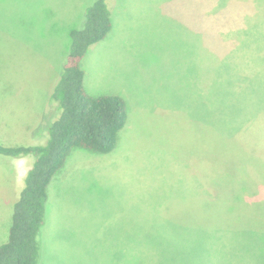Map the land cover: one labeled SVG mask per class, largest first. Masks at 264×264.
Segmentation results:
<instances>
[{
  "label": "rangeland",
  "instance_id": "1",
  "mask_svg": "<svg viewBox=\"0 0 264 264\" xmlns=\"http://www.w3.org/2000/svg\"><path fill=\"white\" fill-rule=\"evenodd\" d=\"M93 1L0 0V145L45 143ZM106 3L83 86L121 97L125 125L51 179L38 264H264V0ZM32 162L0 154V244Z\"/></svg>",
  "mask_w": 264,
  "mask_h": 264
},
{
  "label": "trees",
  "instance_id": "2",
  "mask_svg": "<svg viewBox=\"0 0 264 264\" xmlns=\"http://www.w3.org/2000/svg\"><path fill=\"white\" fill-rule=\"evenodd\" d=\"M107 0H94L84 10L81 28L69 32L67 57L50 99L57 104L58 117L46 128L43 145H0V154L9 158L31 156L23 186L13 204L7 240L0 245V264H38L37 239L47 203V187L65 164L74 148L96 155L113 151L118 132L126 121L124 100L115 95L89 96L83 86L80 62L87 49L111 30Z\"/></svg>",
  "mask_w": 264,
  "mask_h": 264
},
{
  "label": "crops",
  "instance_id": "3",
  "mask_svg": "<svg viewBox=\"0 0 264 264\" xmlns=\"http://www.w3.org/2000/svg\"><path fill=\"white\" fill-rule=\"evenodd\" d=\"M22 158H24V157H22ZM13 159H14V158H13ZM16 159H20V158H16ZM32 163H33V162H32ZM31 165H32V164H31ZM30 167H31V166H30ZM30 167H29V168H30ZM29 168H28V169H29ZM28 169H27V171H28ZM27 171H26V172H27ZM26 172H25V175H26ZM25 175H24V177H25ZM22 186H23V183H22ZM21 189H22V187H21ZM21 189H20V190H21ZM19 192H20V191H19ZM18 195H19V193H18ZM17 198H18V196H17L14 200H12V201H14V203H15V201L17 200ZM8 216H9V215H8ZM6 224H7V223H6ZM0 226H1V223H0ZM8 229H9V228H8ZM7 236H8V235H7ZM2 244H3V243H2ZM0 245H1V244H0Z\"/></svg>",
  "mask_w": 264,
  "mask_h": 264
}]
</instances>
